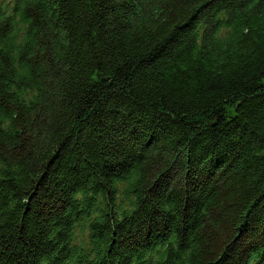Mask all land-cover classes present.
Returning a JSON list of instances; mask_svg holds the SVG:
<instances>
[{"label":"trees","instance_id":"trees-1","mask_svg":"<svg viewBox=\"0 0 264 264\" xmlns=\"http://www.w3.org/2000/svg\"><path fill=\"white\" fill-rule=\"evenodd\" d=\"M0 264H264V0H0Z\"/></svg>","mask_w":264,"mask_h":264}]
</instances>
